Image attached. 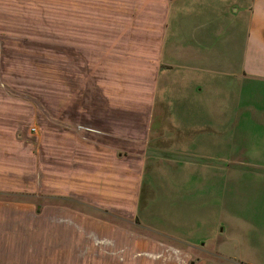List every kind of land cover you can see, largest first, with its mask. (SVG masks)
I'll list each match as a JSON object with an SVG mask.
<instances>
[{
  "label": "rangeland",
  "instance_id": "rangeland-1",
  "mask_svg": "<svg viewBox=\"0 0 264 264\" xmlns=\"http://www.w3.org/2000/svg\"><path fill=\"white\" fill-rule=\"evenodd\" d=\"M175 1L174 41L189 37L213 80L176 95L220 132L188 142L155 125L144 181L135 169L98 189L94 164L116 160L92 150L146 132L148 110L113 89L131 98L139 59L150 73L148 35L172 3L0 0V264H264V77L235 76L239 16L220 25L214 0Z\"/></svg>",
  "mask_w": 264,
  "mask_h": 264
},
{
  "label": "crops",
  "instance_id": "crops-1",
  "mask_svg": "<svg viewBox=\"0 0 264 264\" xmlns=\"http://www.w3.org/2000/svg\"><path fill=\"white\" fill-rule=\"evenodd\" d=\"M170 2L172 4L165 6V10L162 8V11H165L164 24L158 27L159 30L156 28L157 32L148 35L149 40L154 45L151 48L152 54L148 59L153 61L150 73L144 69V58L139 59L136 61V73L131 75L133 84L125 88L131 98L125 94L124 89L121 92L117 88L113 89L117 91L118 103L126 102L127 104L133 100L139 103L138 106H141V109L148 110V114L144 118L146 121V125H144L146 126L144 128L146 132L144 135L136 133L113 134L111 136L119 142L114 147L109 146L108 142H105L99 144V148H92L94 155L99 154V157L106 159L107 156L110 157L114 153V159L116 160V165L111 166L107 163L108 160H106V163L94 164L95 167L93 169L100 170L92 178V185L95 183L98 189L107 188L111 182L126 181V175L134 177L135 169H138V172L142 171L139 174V181H144L143 171L145 170L147 157L155 150H158L152 148L150 144V131L155 125L157 129L164 125L176 127L174 130L188 135V142L202 141L204 137L211 139L214 133L220 132L215 127L218 124V122L214 121L215 116H210L208 120L205 119L206 121L203 122L202 117H198L200 113L199 106L196 103H188L189 99L187 97H183L184 100L181 101L182 97H177L176 95L177 92H181L190 94L197 99L201 95L202 84L210 86L213 80L209 78L206 80L202 79L203 66L198 62V47H194L193 43H190L191 39L182 37L183 39L179 41V46L177 45L178 42L174 41L171 13L177 2L175 0H170ZM213 6L218 14V24L230 22L232 17L238 20V16L243 23V27L240 26L239 30L237 27L231 28L238 36L240 34V47L237 49L239 57L236 60L240 62V69L235 76L244 77L241 82V89H243L247 77H264V0H214ZM174 9L178 10V8ZM157 40L158 42L156 43ZM160 42L163 45L159 46L158 43ZM225 55L223 59L229 57L228 53H225ZM210 69L212 70L209 73L213 75L215 69L212 65H210ZM105 82H110L107 76L104 77L102 85L104 93L106 92L104 90ZM112 87L110 86V89ZM164 109L167 110L164 111ZM168 110H171V117ZM227 123L224 122V124ZM179 126H181V129H179ZM164 133L160 129L156 136ZM190 135L197 136L192 138ZM107 137L111 138L108 135ZM105 139L107 140L108 138ZM115 153L118 154L117 159L115 158ZM101 182L104 184L101 185ZM101 195H103V191ZM198 264L205 263L199 262ZM249 264L256 263L251 262Z\"/></svg>",
  "mask_w": 264,
  "mask_h": 264
}]
</instances>
